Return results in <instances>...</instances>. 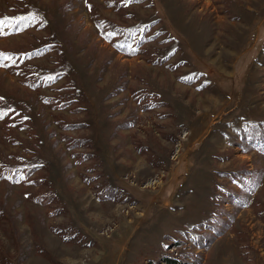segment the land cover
I'll list each match as a JSON object with an SVG mask.
<instances>
[{
	"label": "rangeland",
	"instance_id": "rangeland-1",
	"mask_svg": "<svg viewBox=\"0 0 264 264\" xmlns=\"http://www.w3.org/2000/svg\"><path fill=\"white\" fill-rule=\"evenodd\" d=\"M0 21V264H264V0Z\"/></svg>",
	"mask_w": 264,
	"mask_h": 264
},
{
	"label": "trees",
	"instance_id": "trees-1",
	"mask_svg": "<svg viewBox=\"0 0 264 264\" xmlns=\"http://www.w3.org/2000/svg\"><path fill=\"white\" fill-rule=\"evenodd\" d=\"M111 33L117 34L118 36V42H119V46H121L122 44H127L128 42H130V39H127V33L126 32H122L119 29L115 28L112 30ZM168 264H180V263H176L175 261H170L168 262Z\"/></svg>",
	"mask_w": 264,
	"mask_h": 264
},
{
	"label": "snow or ice",
	"instance_id": "snow-or-ice-1",
	"mask_svg": "<svg viewBox=\"0 0 264 264\" xmlns=\"http://www.w3.org/2000/svg\"><path fill=\"white\" fill-rule=\"evenodd\" d=\"M33 19H34V17H33ZM2 24H3V21H0V25H2ZM4 115H6V113L0 111V118H3Z\"/></svg>",
	"mask_w": 264,
	"mask_h": 264
}]
</instances>
